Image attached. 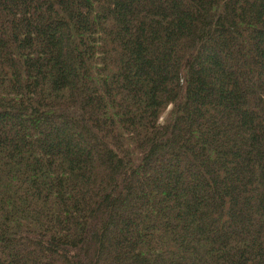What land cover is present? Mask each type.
Listing matches in <instances>:
<instances>
[{"label": "trees", "instance_id": "trees-1", "mask_svg": "<svg viewBox=\"0 0 264 264\" xmlns=\"http://www.w3.org/2000/svg\"><path fill=\"white\" fill-rule=\"evenodd\" d=\"M0 264H264V0H0Z\"/></svg>", "mask_w": 264, "mask_h": 264}]
</instances>
